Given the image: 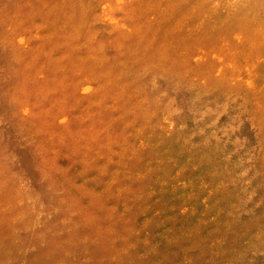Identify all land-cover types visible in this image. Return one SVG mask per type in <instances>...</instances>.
<instances>
[{"label":"rangeland","instance_id":"rangeland-1","mask_svg":"<svg viewBox=\"0 0 264 264\" xmlns=\"http://www.w3.org/2000/svg\"><path fill=\"white\" fill-rule=\"evenodd\" d=\"M0 264H264V0H0Z\"/></svg>","mask_w":264,"mask_h":264}]
</instances>
